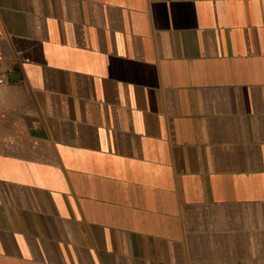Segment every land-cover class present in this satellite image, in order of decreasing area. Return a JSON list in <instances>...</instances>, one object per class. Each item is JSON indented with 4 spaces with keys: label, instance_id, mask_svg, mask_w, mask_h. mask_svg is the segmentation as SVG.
<instances>
[{
    "label": "crops",
    "instance_id": "1",
    "mask_svg": "<svg viewBox=\"0 0 264 264\" xmlns=\"http://www.w3.org/2000/svg\"><path fill=\"white\" fill-rule=\"evenodd\" d=\"M0 17V264H264V0Z\"/></svg>",
    "mask_w": 264,
    "mask_h": 264
},
{
    "label": "built area",
    "instance_id": "2",
    "mask_svg": "<svg viewBox=\"0 0 264 264\" xmlns=\"http://www.w3.org/2000/svg\"><path fill=\"white\" fill-rule=\"evenodd\" d=\"M6 39L7 32L0 17V87L4 86L8 82L9 75L12 72V64L4 53ZM2 117L3 115L0 114V121Z\"/></svg>",
    "mask_w": 264,
    "mask_h": 264
}]
</instances>
